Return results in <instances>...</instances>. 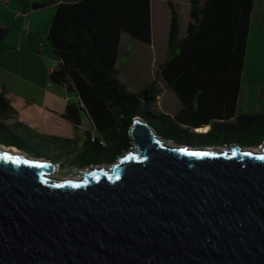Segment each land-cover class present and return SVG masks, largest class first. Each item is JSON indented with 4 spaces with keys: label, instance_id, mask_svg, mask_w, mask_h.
Returning <instances> with one entry per match:
<instances>
[{
    "label": "water",
    "instance_id": "obj_1",
    "mask_svg": "<svg viewBox=\"0 0 264 264\" xmlns=\"http://www.w3.org/2000/svg\"><path fill=\"white\" fill-rule=\"evenodd\" d=\"M130 136L73 178L0 146V264H264V144H178L141 117Z\"/></svg>",
    "mask_w": 264,
    "mask_h": 264
},
{
    "label": "trees",
    "instance_id": "obj_2",
    "mask_svg": "<svg viewBox=\"0 0 264 264\" xmlns=\"http://www.w3.org/2000/svg\"><path fill=\"white\" fill-rule=\"evenodd\" d=\"M189 1L191 21L184 36H181L179 14L171 7L168 48L159 66L160 76L183 101L198 97L208 102L215 94L220 97L216 102L226 99L228 105L233 104L239 93L255 0ZM123 32L152 44L150 0L59 3L46 36L52 45L54 60L49 70L50 82L63 87L78 100V104L66 107L63 118L79 126L81 113L85 112L107 142V149H102L108 154L97 164L115 163L119 156L134 147L130 129L137 117L146 120L160 136L178 140L176 133L185 132L181 129L182 123L196 127L222 115L215 110L212 116L202 113L203 116L198 117L205 108L199 105L196 113L189 112L187 106L173 118L153 110L160 94L155 84L142 93L129 91L119 80L121 65L129 58V51L120 56ZM0 108L10 114L9 103L2 96ZM227 113L230 115L234 110L228 107ZM242 118L247 125L257 121L264 125L263 116ZM246 136L247 147L260 145L264 140V127ZM89 139L99 144L96 136ZM16 144L24 149L22 140Z\"/></svg>",
    "mask_w": 264,
    "mask_h": 264
},
{
    "label": "crops",
    "instance_id": "obj_3",
    "mask_svg": "<svg viewBox=\"0 0 264 264\" xmlns=\"http://www.w3.org/2000/svg\"><path fill=\"white\" fill-rule=\"evenodd\" d=\"M80 0H0V29L6 30L5 36L0 41H8L9 45H12L10 50L0 48V89L3 90L0 96L4 97L8 101L10 106V114L5 113V109L0 108V121H15L14 125H18L16 107L14 106V99L5 93L4 86L6 76H14L15 71V57H11L12 54L16 52L23 51L22 43L25 41L37 40L41 42V36L43 34H48L53 15L56 10V6L59 3H75ZM151 1V22H152V40L155 29V23H157V29L163 26L168 28L167 37V48L168 39L170 32V24L172 17V8H174L179 14V22L181 25V36L187 33V28L190 23V1L189 0H150ZM30 25L26 30L25 26ZM12 31L19 38V41L14 40L10 37ZM135 40L128 33L123 32L121 35V47L123 39ZM10 39V40H9ZM47 40V39H46ZM141 42V41H139ZM50 43V42H49ZM142 44H145L141 42ZM6 45V44H5ZM51 45V43H50ZM149 46V44H146ZM52 47V45H51ZM166 48V51H167ZM7 50V51H6ZM53 51V49H52ZM128 50L124 54H120L121 57L125 56ZM167 53V52H166ZM166 53L163 61L166 58ZM53 56V53H52ZM130 57V51H129ZM52 58V57H51ZM129 59V58H128ZM159 64V66L163 63ZM51 68V67H50ZM121 69V68H120ZM50 70V69H49ZM15 71V72H14ZM49 72V71H48ZM16 74V73H15ZM49 76V74H48ZM11 84V82H10ZM153 84L160 90V94L157 99V103L154 107L159 108V112L153 110L159 114L169 115L173 118H177L179 113L185 111L188 106V111L196 113L199 105L204 106V111L198 114V117L203 116L202 113L212 116L211 114L218 110L220 114L217 119L213 118L211 123L199 124L196 127H190L186 123H182L181 129L191 135V131L197 132L199 136L210 137L215 140H222L224 135L232 136L235 135H250L260 131L264 125L257 123L246 124L242 117L244 116H254L257 118L264 117V0H255L254 9L251 15L248 41L246 47V54L244 60L243 71L241 74V83L239 87V93L236 102L229 104L226 99H221L217 101L215 94L212 95L213 99L208 100V102L199 100L198 97H191L189 100L183 101V99L178 95V93L168 86L166 81L162 78L159 81L154 79ZM72 94V93H71ZM67 100V98H65ZM77 99V98H76ZM67 102V101H66ZM71 104V103H70ZM75 104V103H74ZM69 103L61 107L60 117L64 121L71 123L70 121L63 118V113ZM231 105H233L231 107ZM233 109L234 113H229L227 110ZM11 114L15 116L12 117ZM83 114L86 116L89 124V129L83 130ZM78 133L82 134L74 139L61 136H47L42 135L43 144H38V149L35 150V157H40L49 160L53 163L60 164L59 173L64 174L63 176H74L79 173L82 168L86 166H94L98 161H102L107 156V151L103 150L104 147L107 149V142L101 138L99 131L92 125L89 117L85 112L81 113V124L79 126L71 123ZM5 128H11L10 125H5ZM24 130L34 131L33 129L24 126ZM20 127V126H18ZM21 135L24 133L20 132ZM95 135L99 144H94V141L90 140V137ZM14 136L21 137L14 133ZM163 137V136H161ZM165 138V137H163ZM169 140V139H168ZM175 140L178 144L182 140ZM95 141V143L97 142ZM60 146H55L52 144ZM175 143V142H174ZM17 145L16 143H11ZM74 145L76 150L73 151L70 145ZM224 146H229L227 142H223ZM231 144V143H230ZM69 145V146H68ZM18 146V147H17ZM10 146V148H15L20 152L26 153L25 148L20 149L19 145ZM102 146V147H101ZM97 153L100 155L98 156ZM106 161L103 164L106 165ZM110 164V163H107Z\"/></svg>",
    "mask_w": 264,
    "mask_h": 264
},
{
    "label": "rangeland",
    "instance_id": "obj_4",
    "mask_svg": "<svg viewBox=\"0 0 264 264\" xmlns=\"http://www.w3.org/2000/svg\"><path fill=\"white\" fill-rule=\"evenodd\" d=\"M155 25L152 44L149 46L126 38L122 41L120 54L123 55L128 50L130 51V57L121 65L122 69L119 80L133 93H142L147 89H152L154 79L157 81L162 79L159 73V64L165 57L164 53L167 52L168 28L161 24V28L157 29V23ZM29 26L27 24L25 29L27 30ZM10 37L19 41L14 31H12ZM40 40L41 42L39 39L23 42V51L11 55V57H15L16 72H14L16 74L14 73V76H6L4 78L7 84V86H4V90L7 95H10L14 99L13 104L16 107L18 125H14L15 121L13 120L0 121V146L10 149L6 145L7 143L20 141V138L14 136V133H17L22 139L23 147L27 154L32 157L36 156L35 150L38 149L37 145L40 144L41 146L43 144L42 135L47 136L49 140V136L59 135L74 139L79 134H82V132L78 133L71 123L64 121L60 117L61 107H64L67 103L78 104V100L63 87L50 82L48 71L54 64V60L51 58L53 51L49 41L46 40V34H43ZM11 46L8 44V41H0L1 49L10 50ZM1 91L3 90L0 89V93H3ZM154 109L159 112V108L154 107ZM21 124L34 131L24 130ZM5 125H10L11 128H5ZM82 127L83 130L89 129L88 120L84 114ZM20 132L24 133V135H21ZM170 133L175 134L173 132ZM178 134L176 133L180 140H182L179 144H187L193 147L222 146L220 149H223L224 144L222 143L227 142L229 146L238 145L247 148L246 141L248 140H245L247 136L224 135L222 140H215L210 137L199 136L197 132L193 131H191V135L187 132ZM164 139L177 143L175 140ZM52 145L60 146V144L56 145L55 143ZM70 147L73 151L76 150L74 145L71 144ZM97 155L100 156L98 153ZM106 165L108 166L109 164L106 163ZM106 165L104 164V166ZM58 170L55 175L56 177H71L63 176L66 172L62 174L58 173Z\"/></svg>",
    "mask_w": 264,
    "mask_h": 264
},
{
    "label": "flooded vegetation",
    "instance_id": "obj_5",
    "mask_svg": "<svg viewBox=\"0 0 264 264\" xmlns=\"http://www.w3.org/2000/svg\"><path fill=\"white\" fill-rule=\"evenodd\" d=\"M263 144H264V140L262 141V143H261L260 145H257V146H248V147H259V146L261 147ZM221 147H222V146H221ZM221 147L218 146V147H213V148H215V149H217V148L220 149ZM246 147H247V146H246ZM248 147H247V148H248ZM98 162H99V161H98ZM94 165H99V166H100V165H104V164H97V163H96V164H94ZM109 165H110V164H109ZM60 167H61L60 164H57V170H58ZM90 167H91V166H86V167L82 168V170H86V169H88V168H90ZM82 170H81V171H82ZM81 171H80V172H81ZM80 172H79V173H80ZM58 173H59V170H58ZM79 173H77V174H75L74 176H71V177L73 178V177H75V176H78Z\"/></svg>",
    "mask_w": 264,
    "mask_h": 264
},
{
    "label": "snow or ice",
    "instance_id": "obj_6",
    "mask_svg": "<svg viewBox=\"0 0 264 264\" xmlns=\"http://www.w3.org/2000/svg\"><path fill=\"white\" fill-rule=\"evenodd\" d=\"M193 155H200V154H198V153H193ZM5 158H7V159H11V157H5ZM259 159L264 160V156L259 157Z\"/></svg>",
    "mask_w": 264,
    "mask_h": 264
},
{
    "label": "bare ground",
    "instance_id": "obj_7",
    "mask_svg": "<svg viewBox=\"0 0 264 264\" xmlns=\"http://www.w3.org/2000/svg\"><path fill=\"white\" fill-rule=\"evenodd\" d=\"M95 135H93V137H94ZM93 140H94V138H92ZM6 149H8V148H6ZM11 149V148H10ZM222 150V149H221ZM12 151L13 152H16V153H18V152H20V151H18L17 149H15V148H12Z\"/></svg>",
    "mask_w": 264,
    "mask_h": 264
}]
</instances>
